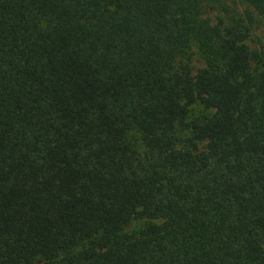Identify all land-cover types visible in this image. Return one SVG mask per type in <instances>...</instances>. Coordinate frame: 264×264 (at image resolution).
<instances>
[{"label": "trees", "instance_id": "trees-1", "mask_svg": "<svg viewBox=\"0 0 264 264\" xmlns=\"http://www.w3.org/2000/svg\"><path fill=\"white\" fill-rule=\"evenodd\" d=\"M212 2L0 0V264H264V35Z\"/></svg>", "mask_w": 264, "mask_h": 264}, {"label": "rangeland", "instance_id": "rangeland-1", "mask_svg": "<svg viewBox=\"0 0 264 264\" xmlns=\"http://www.w3.org/2000/svg\"><path fill=\"white\" fill-rule=\"evenodd\" d=\"M204 16L210 19L212 22L216 21L217 16H222L227 18L229 15L234 13H240L245 15L246 13L253 14L255 19L252 23V28L250 30V36L248 38V43L255 47L258 45L259 41L262 40L264 35V21L260 20L252 7L241 0H223V2H212L205 6ZM192 63L195 68L201 67L203 65L202 59L199 57L196 47L191 49Z\"/></svg>", "mask_w": 264, "mask_h": 264}]
</instances>
